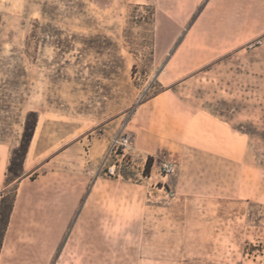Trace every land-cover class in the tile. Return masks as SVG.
Returning <instances> with one entry per match:
<instances>
[{"label":"rangeland","instance_id":"1","mask_svg":"<svg viewBox=\"0 0 264 264\" xmlns=\"http://www.w3.org/2000/svg\"><path fill=\"white\" fill-rule=\"evenodd\" d=\"M207 2L0 0V153L10 160L26 120H36L25 165L45 162L27 178H40L35 191L46 185L73 191L83 181L87 190L89 178L97 176L109 183L128 180V187L148 180L144 156L132 145V114L164 88L159 74L201 11L193 27L208 26L210 11L213 32L235 41L229 46L234 48L198 69L187 68L167 88L243 133V160L226 162L194 149L183 157L164 149L154 153L149 181L157 179L154 188L162 187L164 203L174 199L178 205L150 208L142 264H264V0ZM186 62L176 58L172 65ZM122 135H128L127 144L113 145ZM163 161L173 171L165 173ZM24 171L22 163L18 175ZM45 172L52 174L48 180L41 179ZM17 178L6 169L0 216L7 221ZM74 219L61 230L48 264ZM4 230L1 222L0 244ZM97 231L102 239L114 232L125 236L105 253L119 264L114 247L126 251L140 228ZM77 249L76 241L69 243L57 264H88L79 259L92 248ZM27 252L11 246L6 253L26 258Z\"/></svg>","mask_w":264,"mask_h":264},{"label":"crops","instance_id":"2","mask_svg":"<svg viewBox=\"0 0 264 264\" xmlns=\"http://www.w3.org/2000/svg\"><path fill=\"white\" fill-rule=\"evenodd\" d=\"M209 2L210 0L207 3ZM202 13L203 11L195 22L201 18ZM205 15L210 21L214 17L210 11L205 12ZM215 16L216 19L222 18V15ZM210 21L208 26L203 28L193 27L195 22L192 24L159 74L161 76L159 82L164 88L139 105L129 120L133 126V148L142 153L144 162L148 156H153L162 149L180 154V157H183L186 149H194L226 162L235 163L243 160L245 145L243 133L233 129L205 108L193 105L167 88V85L179 79L187 68L198 69L230 50L229 48H234L229 46L235 41L230 40L225 32H213ZM181 57H186L187 62L174 68L172 62ZM34 136L35 132L23 161L24 174L16 180V192L0 244V264H6L8 260L13 263L18 260V264L50 263L54 251L61 242V230L69 226L74 215V223L53 264L65 259L68 245L73 241L78 244L76 254L80 253L81 245L92 248L90 254L83 255L82 258L77 257L81 258L79 260L83 263L88 260V264H111L112 256L108 253L110 258L107 259L105 253L109 246L113 249L111 245L124 243L125 236L114 232V235L104 239L101 236L97 237V229L104 227H139V235L133 238L131 247L125 248L126 251H123V247L118 249L114 247L116 249L114 254L119 264H142L145 240L148 242V238L144 236L148 212L154 207L168 208L174 203V199L168 203L163 202L162 187L154 188L158 181L157 179L149 181L152 178L150 173L145 174L148 180L133 183L132 187H128V180L121 181L115 178L109 183L106 179L101 181L97 176L89 178L87 190L82 187L85 182L83 181L82 185L73 191L53 190V187L48 185L35 191L33 186L40 178L28 182L27 178L31 175L30 171H34L41 162L28 168L25 166ZM155 157L158 158L159 155ZM8 161V154L0 153V197L3 196L2 192L6 186L4 177ZM44 164L45 162L41 163V166ZM51 175L45 172L41 179L48 180ZM177 181L176 193L179 194L181 177ZM186 192L192 193V189L181 191L180 194ZM173 205L177 206L178 203ZM102 212L106 213L104 218L101 216ZM161 239L162 237L158 238L160 241ZM11 246L26 249L28 251L26 258L17 257L18 254L10 255L8 258L6 252Z\"/></svg>","mask_w":264,"mask_h":264},{"label":"trees","instance_id":"3","mask_svg":"<svg viewBox=\"0 0 264 264\" xmlns=\"http://www.w3.org/2000/svg\"><path fill=\"white\" fill-rule=\"evenodd\" d=\"M35 123H36V120L34 118L31 121L26 120L19 146L16 149H14L13 154L9 160V163L7 166L8 174H13L16 177H19L18 168L22 167L23 160L26 156L29 143L34 133ZM152 161H153V157L148 156L144 164V169H143L144 174L149 173V169L152 164ZM1 210H2V203L0 204V215H1ZM1 222H3V225L6 226L7 220L1 219V216H0V223Z\"/></svg>","mask_w":264,"mask_h":264},{"label":"built area","instance_id":"4","mask_svg":"<svg viewBox=\"0 0 264 264\" xmlns=\"http://www.w3.org/2000/svg\"><path fill=\"white\" fill-rule=\"evenodd\" d=\"M128 142V135H122L121 137L115 139L113 145L118 147L119 145H126ZM161 168L165 173L173 171V165L171 162L163 161L161 162Z\"/></svg>","mask_w":264,"mask_h":264}]
</instances>
